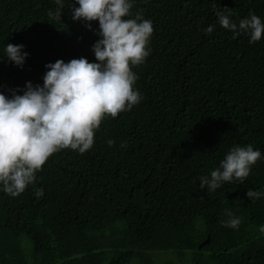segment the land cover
<instances>
[{
  "label": "trees",
  "instance_id": "trees-1",
  "mask_svg": "<svg viewBox=\"0 0 264 264\" xmlns=\"http://www.w3.org/2000/svg\"><path fill=\"white\" fill-rule=\"evenodd\" d=\"M64 3L59 20L55 0H0V93L42 86L57 60L97 62L99 22L89 30L72 18L75 0ZM220 11L264 21V0H134L125 19L154 26L150 56L132 67L143 100L103 119L84 154L50 156L35 187L0 191V264H264V196L246 195L264 192V159L243 183L200 188L232 147L264 154V34L233 39ZM7 44L25 46L22 68L3 55ZM226 211L238 228L224 226Z\"/></svg>",
  "mask_w": 264,
  "mask_h": 264
},
{
  "label": "clouds",
  "instance_id": "clouds-1",
  "mask_svg": "<svg viewBox=\"0 0 264 264\" xmlns=\"http://www.w3.org/2000/svg\"><path fill=\"white\" fill-rule=\"evenodd\" d=\"M56 11L50 12L60 20L64 0H55ZM73 20H83L89 30L93 21L99 22L98 41L92 46L97 62L86 58L69 62L57 60L45 67L43 85L26 83L22 95L0 93V191L15 198L31 185L35 187L36 173L47 159L63 149L84 154L94 145L95 131L107 116L131 111L141 103L143 95L134 87L138 75L132 67L141 65L151 54L149 47L154 32L153 22L137 14L132 16L134 0H75ZM219 24L233 34L250 37L249 43L261 40L264 21L254 13L234 20L233 13L217 12ZM214 25L204 29L214 31ZM24 45L7 44L3 55L15 66L23 67L28 57ZM109 147L113 145L110 139ZM121 147H126L122 144ZM264 159L252 145L232 147L208 176H201L200 188L215 192L225 183L249 176L252 166ZM37 198L43 190L36 188ZM247 197L255 201L264 192L249 189ZM224 226L236 229L240 219L231 211ZM264 235V225L259 227ZM160 254L168 256L166 251Z\"/></svg>",
  "mask_w": 264,
  "mask_h": 264
},
{
  "label": "rangeland",
  "instance_id": "rangeland-1",
  "mask_svg": "<svg viewBox=\"0 0 264 264\" xmlns=\"http://www.w3.org/2000/svg\"><path fill=\"white\" fill-rule=\"evenodd\" d=\"M160 255L162 256L163 260H164V257H167L166 255H163V254H160Z\"/></svg>",
  "mask_w": 264,
  "mask_h": 264
},
{
  "label": "water",
  "instance_id": "water-1",
  "mask_svg": "<svg viewBox=\"0 0 264 264\" xmlns=\"http://www.w3.org/2000/svg\"><path fill=\"white\" fill-rule=\"evenodd\" d=\"M207 242H209V239L207 241H205L204 244L207 243ZM204 244H202V245H204Z\"/></svg>",
  "mask_w": 264,
  "mask_h": 264
}]
</instances>
